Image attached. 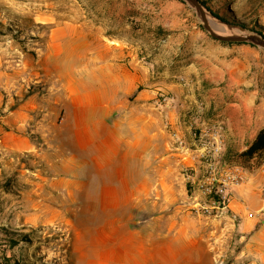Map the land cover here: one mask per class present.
I'll use <instances>...</instances> for the list:
<instances>
[{"label": "rangeland", "instance_id": "rangeland-1", "mask_svg": "<svg viewBox=\"0 0 264 264\" xmlns=\"http://www.w3.org/2000/svg\"><path fill=\"white\" fill-rule=\"evenodd\" d=\"M201 1L225 24L242 22L247 32L264 35V0ZM214 44L242 46L247 82L264 92V49L214 39L183 0H0V264H150L138 247L142 239L134 234L144 230L165 231L166 264L242 263L238 219H229L201 188L212 173L220 182L239 173L247 161L237 152L206 149L196 169L166 160L175 133L168 122H151L144 160L142 143L126 145V164L132 168L127 177L136 185L143 177L146 181L142 169L149 167L152 185H172L181 202L167 207L164 218L148 221L145 206L114 213L110 207L85 204L88 192L82 189L87 185L79 180L88 176L74 174L80 161L73 149L79 144L65 123L96 120L101 103L114 108L142 103L147 100L143 91L150 93L152 117L158 119V107L172 101L180 85L198 81L200 67L207 69L209 56L202 51ZM116 84L138 87L127 95L100 91ZM141 129L132 126L131 135ZM189 130L196 139H222L218 132L211 135L215 128L210 123L194 122ZM162 167L170 171L162 174ZM113 177L88 178L94 189L97 181L109 185ZM180 231L192 233L193 240L198 236V245H190Z\"/></svg>", "mask_w": 264, "mask_h": 264}, {"label": "crops", "instance_id": "crops-1", "mask_svg": "<svg viewBox=\"0 0 264 264\" xmlns=\"http://www.w3.org/2000/svg\"><path fill=\"white\" fill-rule=\"evenodd\" d=\"M211 47L210 51H202L209 56L204 61L207 69L201 70L203 67H200L196 71L198 81L180 85L173 100L158 107L156 110L159 111L158 119L152 117L151 104L148 101L150 93L143 91V98L147 100H143L142 103H132L122 108L101 103L99 114L96 111L94 115L96 120L65 122L68 123L67 126L73 127L69 135L77 139L79 144L77 150L73 149L78 152L74 157L80 161L78 172L74 174L88 177L93 174L114 176L109 185L97 181L94 189L88 177L79 180L87 185L85 189L81 188L82 191L88 192L86 205L110 207L114 213L119 208L145 206L149 208L150 221V218H164L167 207H177V204H180L178 202H181V199L174 195L173 192L176 191H173L172 185L165 182L152 185L149 167L146 170L142 169V175L147 176L146 181L143 177L142 182L136 185L127 177L132 168L126 164L130 158L126 145L131 142L142 143L144 160L145 144L147 153L150 152L151 122H168L175 133L173 148L164 158L186 163L194 169L198 167V158L206 149L217 148L225 152L229 149L240 153L255 140L259 131L264 128V92H261L257 83L247 82V74L242 71L240 58L242 46L214 44ZM244 50L254 55L258 53L252 48ZM259 56L262 55L259 53ZM190 65L194 66V63ZM128 73L134 74L131 71ZM110 74L112 79L119 78L114 68H111ZM203 83L210 89L205 91ZM137 87L134 84L132 88L125 89L116 84L103 86L100 91L107 95H127L134 93ZM197 95L202 99L198 100ZM208 111L211 113L208 114ZM198 113L204 118L198 117ZM207 115L211 117L208 118ZM194 122H200L202 126H209L210 123L215 128L211 135L218 132L222 139L217 142L218 135L215 136V140L211 137L204 140L193 138L189 128ZM136 125L142 129L141 134L137 133L134 136L131 135L130 128ZM149 158L148 155V161ZM263 159L264 152L261 155H254L246 165L242 163V169H238L242 181L231 186V202L226 209L229 219H238L239 238L242 241V249L238 256L241 258V264H264V211L261 210L260 194L264 181ZM114 164L118 166H113ZM229 169L231 171L234 168ZM160 171L166 174L170 168L162 167ZM92 190L101 191V194L91 197L89 193ZM151 207L159 209L157 212H151ZM164 232L161 230L134 232L136 238L142 239L141 243L138 242V247L147 253L150 264H166L168 240ZM179 233L184 235V240H190V245H198V236L193 240L192 233L181 231ZM115 248L118 246L115 245Z\"/></svg>", "mask_w": 264, "mask_h": 264}, {"label": "water", "instance_id": "water-1", "mask_svg": "<svg viewBox=\"0 0 264 264\" xmlns=\"http://www.w3.org/2000/svg\"><path fill=\"white\" fill-rule=\"evenodd\" d=\"M194 9L202 21L203 27L214 38L222 42L251 43L264 49V36L259 33L247 32L242 26L227 25L215 16L200 0H183ZM210 19L226 29L225 32L216 31L210 24Z\"/></svg>", "mask_w": 264, "mask_h": 264}, {"label": "built area", "instance_id": "built-area-1", "mask_svg": "<svg viewBox=\"0 0 264 264\" xmlns=\"http://www.w3.org/2000/svg\"><path fill=\"white\" fill-rule=\"evenodd\" d=\"M264 166V159L262 161ZM241 176L238 173L232 172L227 175L223 181L219 179L212 173L206 178V180L201 184L203 192L207 195L212 196L213 204L222 210L228 208L231 202V186L239 184L241 182ZM260 194L262 199L261 210L264 211V181L260 188Z\"/></svg>", "mask_w": 264, "mask_h": 264}, {"label": "trees", "instance_id": "trees-1", "mask_svg": "<svg viewBox=\"0 0 264 264\" xmlns=\"http://www.w3.org/2000/svg\"><path fill=\"white\" fill-rule=\"evenodd\" d=\"M200 2L202 4H204L207 7L208 10H210V8L206 5V3L204 1L200 0ZM211 12L215 16H217L220 20L226 21L223 17L219 16L215 12H213V11H211ZM238 26L244 27L245 30L247 29L246 25L243 24L242 22H238ZM258 33L263 35L261 32H258ZM262 152H264V128H262L259 131V133L257 134L255 140L250 144V146L246 150H244L243 152L238 153V155H239V157H241V158L245 159L246 161H248L254 155H261Z\"/></svg>", "mask_w": 264, "mask_h": 264}, {"label": "bare ground", "instance_id": "bare-ground-1", "mask_svg": "<svg viewBox=\"0 0 264 264\" xmlns=\"http://www.w3.org/2000/svg\"><path fill=\"white\" fill-rule=\"evenodd\" d=\"M209 22H210L211 26H212L216 31H218V32H225V31H226V29L223 28L222 26L218 25V24L216 23V21L210 19ZM217 28L220 29L221 31L217 30Z\"/></svg>", "mask_w": 264, "mask_h": 264}]
</instances>
